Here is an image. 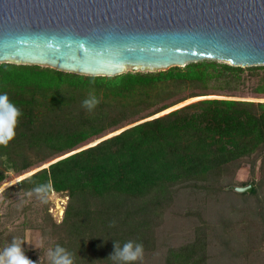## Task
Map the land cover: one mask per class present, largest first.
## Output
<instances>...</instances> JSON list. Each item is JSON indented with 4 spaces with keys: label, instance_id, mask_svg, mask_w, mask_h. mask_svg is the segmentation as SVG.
<instances>
[{
    "label": "trees",
    "instance_id": "16d2710c",
    "mask_svg": "<svg viewBox=\"0 0 264 264\" xmlns=\"http://www.w3.org/2000/svg\"><path fill=\"white\" fill-rule=\"evenodd\" d=\"M253 78V98L246 99L238 91ZM212 83L225 92L209 91ZM192 85L204 90L184 94ZM3 93L23 115L15 139L0 147V188L19 178L3 191L50 184L49 195L69 197L62 222L49 208L45 219L52 248H66L75 264H113L114 241L128 240L143 243V264L157 249L156 226L176 187L220 186L245 162L260 161V178L251 194H239L262 196L264 206V65L204 59L109 76L0 62ZM89 93L100 100L92 112L81 106ZM245 209L231 224L255 262L264 245V207L260 217L256 207ZM210 244L201 225L192 241L168 249L165 264H208Z\"/></svg>",
    "mask_w": 264,
    "mask_h": 264
},
{
    "label": "water",
    "instance_id": "95a60500",
    "mask_svg": "<svg viewBox=\"0 0 264 264\" xmlns=\"http://www.w3.org/2000/svg\"><path fill=\"white\" fill-rule=\"evenodd\" d=\"M204 59L264 65V0H0V62L113 76Z\"/></svg>",
    "mask_w": 264,
    "mask_h": 264
},
{
    "label": "rangeland",
    "instance_id": "374dc122",
    "mask_svg": "<svg viewBox=\"0 0 264 264\" xmlns=\"http://www.w3.org/2000/svg\"><path fill=\"white\" fill-rule=\"evenodd\" d=\"M129 70L133 69L129 68ZM133 71L148 70L139 68ZM256 80L257 78L249 79L242 87L243 91H238L239 94H244L246 99H252L251 88L253 84H256ZM213 84L210 85L209 91L225 92ZM202 90L204 89L192 85L184 91V94ZM193 99L196 98H191L186 102ZM181 104L176 106H181ZM259 166L260 161L256 165L252 162H245L234 177L222 180L219 184L221 187L217 185L210 188L198 185L177 186L174 199L166 206L165 212L159 218L156 226L157 249L146 256L143 264H165L164 257L168 249L192 241L197 227L201 225H206L210 232L211 244L208 250V264H262L264 245L254 256L258 258V261L252 262L254 258L252 256L249 258L244 253L248 251L250 245L244 247L241 244L246 239L231 224V220L250 206L256 207V213H254L256 216H263L262 213H259L264 207L262 196L259 198L242 196L239 194L240 192L228 187L243 186L254 182L253 180L258 181L260 178ZM5 184L0 188V251L15 237L26 241L22 247L29 259L36 264H39V260L40 264H49L47 251L52 248V236L50 221L45 219L48 216L46 208H49L53 219L60 223L64 216L59 219L56 213H59L60 208H64L65 212L69 197L64 193L52 192L47 197V201L42 202L34 193L21 188L5 193L3 190L11 185ZM237 250L242 252H237Z\"/></svg>",
    "mask_w": 264,
    "mask_h": 264
},
{
    "label": "clouds",
    "instance_id": "9594fccd",
    "mask_svg": "<svg viewBox=\"0 0 264 264\" xmlns=\"http://www.w3.org/2000/svg\"><path fill=\"white\" fill-rule=\"evenodd\" d=\"M100 103V100L93 94L82 101L81 106L88 112H92ZM23 115L10 99L7 93L0 94V147H8L10 142L15 139L16 128ZM52 190L50 184H39L31 191L42 202L47 201V197ZM116 222L112 221L109 227H115ZM26 241L13 238V240L0 251V264H36L29 259L23 249ZM49 264H75L74 256L66 248L56 245L47 251ZM144 258V246L142 242L128 240L121 246L119 241H114L113 252L109 255L113 264H137ZM40 264V260H39Z\"/></svg>",
    "mask_w": 264,
    "mask_h": 264
},
{
    "label": "bare ground",
    "instance_id": "6f19581e",
    "mask_svg": "<svg viewBox=\"0 0 264 264\" xmlns=\"http://www.w3.org/2000/svg\"><path fill=\"white\" fill-rule=\"evenodd\" d=\"M185 103H187V102H184V103H182L181 105H183V104H185ZM176 107H178V106H176ZM174 108H175V107H174ZM171 109H173V108H169V109H167L165 112H168V111H170ZM157 115H159V114H157ZM157 115H156V116H157ZM18 179H19V178H16V179H14V180H12V181L6 183L5 185H9V184L15 183V182H17Z\"/></svg>",
    "mask_w": 264,
    "mask_h": 264
},
{
    "label": "built area",
    "instance_id": "2783aa9c",
    "mask_svg": "<svg viewBox=\"0 0 264 264\" xmlns=\"http://www.w3.org/2000/svg\"><path fill=\"white\" fill-rule=\"evenodd\" d=\"M53 193H56L55 191H53ZM56 216L60 219L64 216V208H60L59 213H56Z\"/></svg>",
    "mask_w": 264,
    "mask_h": 264
}]
</instances>
